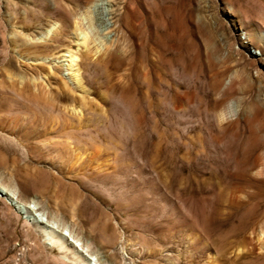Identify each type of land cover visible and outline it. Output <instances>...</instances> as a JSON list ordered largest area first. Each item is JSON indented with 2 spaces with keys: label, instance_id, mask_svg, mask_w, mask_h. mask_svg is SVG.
<instances>
[{
  "label": "rangeland",
  "instance_id": "1",
  "mask_svg": "<svg viewBox=\"0 0 264 264\" xmlns=\"http://www.w3.org/2000/svg\"><path fill=\"white\" fill-rule=\"evenodd\" d=\"M77 18L90 54L71 34ZM262 18L264 0H0V186L92 263L107 249L117 264H264ZM66 50L91 89L67 104L112 135L85 168L63 169L43 144L52 136L3 106L37 83L54 98ZM122 145L125 172L111 167ZM5 196L0 264H88Z\"/></svg>",
  "mask_w": 264,
  "mask_h": 264
},
{
  "label": "bare ground",
  "instance_id": "2",
  "mask_svg": "<svg viewBox=\"0 0 264 264\" xmlns=\"http://www.w3.org/2000/svg\"><path fill=\"white\" fill-rule=\"evenodd\" d=\"M77 1H79V0H77ZM64 13H66V12H64ZM83 18H77L76 19L75 26L72 29L71 34L75 35V37L77 38L78 41H80V39H81V41L78 44H79L80 48H85V54H88L89 52L94 50L93 47L89 46V40H88L89 35H87L88 33L87 34L82 33L83 35H81V31L80 32L78 31L79 29H81V27L83 26V23L86 21V20L84 21ZM262 21L264 23V19ZM79 33L81 35L80 37H78ZM253 36L255 37L256 42H258L260 45H262V43L264 44V42L261 43V41H264L263 35H261L260 33H255ZM97 49L98 48H96L95 51H97ZM106 49H107V47H106ZM66 51L69 53H67V54L63 53V55L64 56L67 55L69 57V59H67L68 64L66 67V69L68 70L67 74L69 75L68 82L61 84L59 89L54 92L56 95L54 98L49 96V93H51L52 90L48 89L46 87L48 85L44 86L42 84L37 83L34 85V90H32L33 89L32 87H31L32 88L31 89L28 86L24 88V91H22L24 98L22 97V99H20V100L19 99L15 100L13 102V104H10L9 102H5L3 104L4 108L10 109V110L12 108H19V110L21 111V114H15L16 120L18 118H23V119L25 118L31 124V126L34 127V131H36V133H38V135L46 137V138H48V135H49V137L50 136L56 137V138L51 137V138L46 139L43 144L46 147H48L50 150H52L51 152H53V153L55 152V154H54L55 159L58 161L57 163H59L61 166H63L62 167L63 169L66 166H73L74 164L78 165L79 167H84V165L86 166L87 163L85 161V158L83 157V154L86 153V151H88V150L91 151L90 153H92V152L96 153L98 148L101 149V147H103V146H101L100 143L98 142L100 140L99 138H102L100 140L101 144H102L103 139L104 140H110L112 138L111 137L112 135L110 134V132L106 131V130H102V131L98 132L97 134L91 132V130L88 128L90 126L91 120L86 119V122H85L84 119L82 118V115L80 116V114H79L80 112L77 109L76 105L67 104V102H66L67 100H70V98L74 99V97L72 95V90H71L72 88L77 90V91H80L82 93L89 95L88 91H89L90 87L89 88L87 87L85 76H83V74H82L83 71L81 72V70H80V64L77 62L78 56L70 53L69 50H66ZM108 56H110V55H108ZM106 59L104 58L103 60H106ZM64 60H66V59H64ZM76 94H77V92H76ZM80 98H82V97H80ZM75 99H76V97H75ZM83 100H84V98H83ZM76 101H78V100H76ZM65 109H67V112L64 111ZM42 139H44V138H42ZM113 148H114V146H113ZM117 148H118V146H117ZM119 148L121 150L116 151L117 154L114 152L116 154V158H114L115 160L113 162L111 161L112 162L111 167L116 168L117 171L125 172L126 165L123 162V159L126 156L127 151L125 150V147H123V145ZM100 149H99V151H100ZM115 149H116V147H115ZM127 149H128V146H127ZM103 150H105V148ZM53 153H51V154H53ZM99 154L100 153H98V155ZM129 154H131V152ZM104 155L106 156L105 152H104ZM104 155H102V157ZM107 155H109V151H108ZM51 156H53V155H51ZM100 157H98V159ZM91 159H92V157H91ZM89 161H91V160H89ZM72 168H74V167H72ZM86 168H88V167H86ZM69 169H70V167H69ZM72 171H74V170H72ZM113 173L114 172H112V174ZM113 177H115V176H113ZM113 177L111 174L108 175L109 179H112ZM106 179H107V177H106ZM115 180H116V178H115ZM112 182H114V181H112ZM31 186H34L33 181H30V187ZM0 191H1V193L6 194V196H5L6 202L9 205H13L15 208L21 209L23 212H26L27 216L29 213L34 215L36 222L39 223L38 227L41 229L42 232H44L46 234V236L49 240L48 244L51 247L57 248V250L62 252L64 255H65V253L70 251L71 254L74 255L72 259H79L80 262H84L83 260L87 259L88 264H105L107 262L112 263V264L113 263L117 264L116 259H115V257H116L115 254L112 253L110 250H107V249L101 250V252H100L101 255L99 256V258H97L98 261L96 263H92V261H91L92 258L86 257L84 255V253L82 251H80L77 248V245H75L73 242L66 241L64 239V235L62 234V232L56 233V231L53 230V227L50 224L44 223L42 220L37 218V216L34 212V208H36V207L33 208V206H32L33 201H31V200L29 202L19 201L18 196L14 190H12V189L7 190L3 186H0ZM175 218H176V216H175ZM167 223L165 225L169 226ZM176 224H178V223H176ZM175 226H178V225H175ZM173 228H175V227H173ZM160 230H162V229L160 228ZM165 230H167V229H165ZM89 237L92 238V236H90L88 234L83 235V241H82L83 246H88ZM106 237H107L106 240H108V241H112L114 238L113 235H111V234L107 235ZM166 250L169 251L171 249L168 247V248H166ZM57 261L60 264H68L67 261H65L62 257L59 258ZM217 261H218L217 259H214V260L209 261V262H210V264H218Z\"/></svg>",
  "mask_w": 264,
  "mask_h": 264
}]
</instances>
